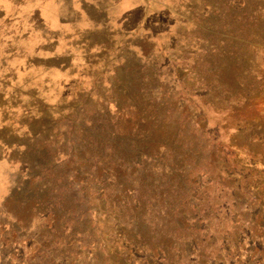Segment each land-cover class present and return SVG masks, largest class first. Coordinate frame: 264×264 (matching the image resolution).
Instances as JSON below:
<instances>
[{
    "label": "trees",
    "instance_id": "obj_1",
    "mask_svg": "<svg viewBox=\"0 0 264 264\" xmlns=\"http://www.w3.org/2000/svg\"><path fill=\"white\" fill-rule=\"evenodd\" d=\"M228 6L234 9L227 0L223 25L230 32L201 30L206 43L222 47L192 55L198 77L188 86L179 79L177 90L148 93L143 80L157 75L139 68L124 107L113 112L103 100L104 107L73 111L34 145L31 153L45 156L28 177L36 183L29 199L49 222L25 264H224L244 238L256 249L264 193L254 186L264 191V162L262 170L240 165L241 151L255 154L236 147L228 132L230 120L264 111V71L253 60L262 23L247 4L227 19ZM240 45L252 51V68L242 67L230 83L220 68L241 63ZM120 113L125 120L115 119Z\"/></svg>",
    "mask_w": 264,
    "mask_h": 264
},
{
    "label": "rangeland",
    "instance_id": "obj_2",
    "mask_svg": "<svg viewBox=\"0 0 264 264\" xmlns=\"http://www.w3.org/2000/svg\"><path fill=\"white\" fill-rule=\"evenodd\" d=\"M226 1L0 0V264L29 262L49 222L33 211L29 199L36 183L28 177L45 156L31 153L34 145L51 138L59 120L73 111L104 107L103 100L113 112L124 107L139 68L148 78L157 75L143 80L151 84L148 93L160 96L164 86L177 90L179 79L188 86L190 78L198 77L192 55L203 49L213 55L222 47L218 40L206 43L201 30L207 36L230 32L223 25ZM229 3L234 9L227 7V19L244 4L259 17L260 50L253 60L264 71V0ZM241 45L246 53L241 63L220 68L227 82L233 83L242 67L252 68V51ZM191 83L199 92L198 80ZM261 105L264 109V91ZM258 110L247 114L249 121L229 122L230 141L255 154L244 150L238 155L246 169L262 170L264 162V111ZM125 118L115 115L116 120ZM252 135H259L262 143L249 141ZM259 180L264 189V176ZM254 189L264 193L260 182ZM258 214L264 221V211ZM259 235L256 249L244 238L237 255L224 264H264V233Z\"/></svg>",
    "mask_w": 264,
    "mask_h": 264
}]
</instances>
